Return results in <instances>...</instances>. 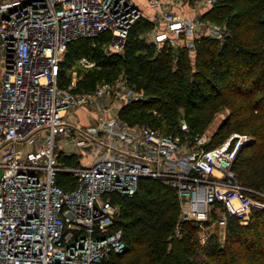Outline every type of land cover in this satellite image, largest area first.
Segmentation results:
<instances>
[{"label": "built area", "instance_id": "1", "mask_svg": "<svg viewBox=\"0 0 264 264\" xmlns=\"http://www.w3.org/2000/svg\"><path fill=\"white\" fill-rule=\"evenodd\" d=\"M175 1L147 0V42L156 50L193 51L202 36L228 34L199 10L178 12ZM142 17L134 0H0V264H109L126 250L117 200L134 194L143 177L173 190L180 219L200 230L217 207L246 222L264 205L234 169L249 134L233 131L231 147L229 140L208 147L206 132L182 139L151 123L129 124L118 111L143 94L124 74L92 90L77 89L72 76L62 84L69 42L107 33L104 52H121ZM76 64L97 67L81 55L74 76ZM79 109L82 127L71 117ZM179 126L189 132L185 119ZM62 154L76 160L63 162ZM60 174L71 176L66 185Z\"/></svg>", "mask_w": 264, "mask_h": 264}, {"label": "trees", "instance_id": "2", "mask_svg": "<svg viewBox=\"0 0 264 264\" xmlns=\"http://www.w3.org/2000/svg\"><path fill=\"white\" fill-rule=\"evenodd\" d=\"M202 16L225 24L228 34L223 40L202 36L193 51L171 46L156 50L136 34L145 23L153 25L143 18L132 25L123 53L106 55L101 41L95 39L98 43L92 46L89 37L69 43L72 53H86L100 65L86 75L82 87L89 89L101 78L111 80L123 69L142 91L143 97L120 108L129 122L158 126L162 120L161 129L169 131L180 127L183 116L189 132L197 134L226 111L208 146L233 131L251 136L239 150L234 169L259 199L258 192L264 190V0H218ZM69 178L60 174L59 183L66 185ZM117 201L126 250L109 264H264V205L254 207L246 222L229 216L223 244L212 242V234L200 244L199 224L180 219L179 199L161 181L143 177L134 194Z\"/></svg>", "mask_w": 264, "mask_h": 264}, {"label": "rangeland", "instance_id": "3", "mask_svg": "<svg viewBox=\"0 0 264 264\" xmlns=\"http://www.w3.org/2000/svg\"><path fill=\"white\" fill-rule=\"evenodd\" d=\"M134 1L139 5V7L143 10L144 14L146 15V17H142V18L148 21L149 20L148 19V15H150L152 11H150L151 9L149 8V5H148L147 0H134ZM174 6L177 9V11L180 12V13H182V14H186V13L193 14L194 11L197 10V8H199V7H200L199 11L201 12L205 8V7H201L202 4L198 0H176L175 3H174ZM147 26H148V24L145 23L144 26L140 27V29H137V31H136V34H139L140 37L145 38L146 41L148 40V36H149V33L152 30V26L153 25L150 26V27H147ZM84 37H86V36H83V38ZM89 39H91V41H92L91 42V45L92 46H96L97 43H98V41H96L95 39H99L101 41V43H100L101 48L103 49L104 46L107 45L109 36L108 35L106 36V34H98L96 36L89 37ZM123 51H124V49L120 53H123ZM113 54H115V52L114 53H111V54H106V55H113ZM81 55H86V56L90 57L88 54L83 53V52H74V53H72L70 43L67 44V48H66V52H65V56H64V67L67 69V71L65 69V71H64V73L62 75V78L64 79V81L65 80H69V78L72 76V78H75V80H76V88L77 89H80V90H92L101 81H103V80H110V79H103V78H101V79L97 80L95 82V84L91 88H89V89H86V88L82 87L83 86V83H84V81L86 79V75L88 73L94 71V70L100 69V65H98V63L96 62L97 63V67L96 68H93V69H90V70H83V69H79L77 67V64H76V71H77V73L74 76L71 73V71L73 70V68L75 66L76 60ZM122 74H124V70L123 69H121L114 76V78H116V77H118L119 75H122ZM65 84H66V82H65ZM77 112L80 114V116L77 118V120H75L76 118L73 115L71 117H72L73 122L76 125L82 127L83 124H85V120H84L85 119V111L83 109H79ZM156 114L157 113L153 112V115L154 116H156ZM118 115L121 117L120 110L118 111ZM225 115H226V111L218 112L215 115V117L213 118V120L210 122V124L203 131V132H206V133H208L210 135V142H211V140H213V137L212 136H213L214 132L217 130V128L219 127V125L222 122V120L224 119ZM122 119H124V118H122ZM181 119H185V117L181 116V118L179 119V121ZM124 120H126V119H124ZM126 121L129 124L140 123V122H129L128 120H126ZM163 124H164V121L161 120L160 123H159V125H158V127L160 129L161 128H164ZM177 127H175L173 129L174 132H173V130H169L168 131L166 129H165V131L170 132V133L177 134L182 139H185L188 134H191L190 132H187V131L184 132V131H182L180 129V127L179 128H177ZM233 133L234 132H231L230 134H228L221 142H218V143H216L214 145H211V146H208V147H213V146L220 145L222 142L227 141V140H229V146L231 147L233 145L234 140H235L234 138H230V136ZM210 142H209V145H210ZM67 148H68L67 152L71 154V152H73V149L72 148L69 149V147H67ZM75 156L76 155L66 156V155H63L62 154L60 156V159L63 162L71 163V162H73V161L76 160L75 159ZM262 192H263V194H260L259 195L260 196L259 197V200H261V201L264 198V190ZM256 201H258V198H256ZM218 216L225 218V221L223 223L218 222V220L216 218ZM229 216L230 215L226 214L219 207L215 208L213 210V213L211 214L210 221H208V224L204 225L206 227H204L203 230H200V231L197 232V239H198L199 243L200 244H205V242L208 240V238H210V235L212 234L211 235L213 237V239L211 240L212 242L219 243V244H223L224 243V240H225L226 226H227V221H228V217ZM204 235H207V237L205 239H204Z\"/></svg>", "mask_w": 264, "mask_h": 264}, {"label": "crops", "instance_id": "4", "mask_svg": "<svg viewBox=\"0 0 264 264\" xmlns=\"http://www.w3.org/2000/svg\"><path fill=\"white\" fill-rule=\"evenodd\" d=\"M201 7H205L200 13H204L205 11H207L209 8H210V6H204V5H202ZM150 8V7H149ZM151 9V8H150ZM200 9V7L199 8H197V10H199ZM151 11V10H150Z\"/></svg>", "mask_w": 264, "mask_h": 264}]
</instances>
